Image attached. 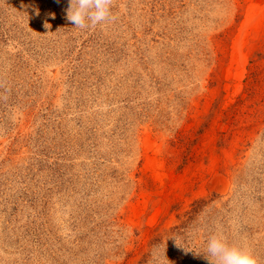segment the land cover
Returning <instances> with one entry per match:
<instances>
[{
    "label": "rangeland",
    "instance_id": "1",
    "mask_svg": "<svg viewBox=\"0 0 264 264\" xmlns=\"http://www.w3.org/2000/svg\"><path fill=\"white\" fill-rule=\"evenodd\" d=\"M68 7L0 0V264H264V0Z\"/></svg>",
    "mask_w": 264,
    "mask_h": 264
},
{
    "label": "clouds",
    "instance_id": "2",
    "mask_svg": "<svg viewBox=\"0 0 264 264\" xmlns=\"http://www.w3.org/2000/svg\"><path fill=\"white\" fill-rule=\"evenodd\" d=\"M113 2L114 0H69L65 18L75 26L74 28L80 30L104 25L110 19H114L111 12ZM52 15L54 18V14ZM44 26L51 27L47 23ZM172 238L175 239L177 246L182 247L175 237ZM206 251L205 258L210 261V264H258L256 257L249 250L230 245L222 235L212 236L207 241ZM153 261L155 264H160L159 257L156 255H153Z\"/></svg>",
    "mask_w": 264,
    "mask_h": 264
},
{
    "label": "trees",
    "instance_id": "3",
    "mask_svg": "<svg viewBox=\"0 0 264 264\" xmlns=\"http://www.w3.org/2000/svg\"><path fill=\"white\" fill-rule=\"evenodd\" d=\"M209 200H199L193 205V209L191 212H189V217L186 221H184L181 225L176 226L173 229V235L177 237L178 235H182L183 233L186 232L187 228L189 225L196 219V217L205 210V208L208 206ZM157 242H161V239H157L155 241V244ZM147 257V258H146ZM146 259H144L141 264H146L150 258V255H146Z\"/></svg>",
    "mask_w": 264,
    "mask_h": 264
}]
</instances>
